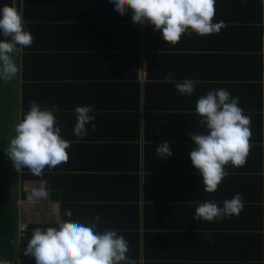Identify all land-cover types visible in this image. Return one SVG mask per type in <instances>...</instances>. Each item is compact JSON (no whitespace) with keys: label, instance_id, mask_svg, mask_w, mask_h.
<instances>
[{"label":"trees","instance_id":"trees-1","mask_svg":"<svg viewBox=\"0 0 264 264\" xmlns=\"http://www.w3.org/2000/svg\"><path fill=\"white\" fill-rule=\"evenodd\" d=\"M99 2V16L113 9V20L117 23L96 32L100 41L114 46L111 54L98 55L104 61L99 68V82L95 77V83L79 82L83 86H77L79 83H67L63 76L53 73L50 79L42 80L35 75L41 67L33 62L44 57L25 54L22 119L33 101L41 109H51L53 100L59 99L58 108L61 106L63 110L62 106L68 105L73 110L75 104L81 103L73 89L99 94L87 98L88 101L82 99L95 109L113 112L95 116V137L112 143L98 146L106 156L92 167L97 171L90 176L95 187L86 193L93 203L110 204L90 205L83 212L99 209L98 227L114 229L123 235L129 243L128 256L136 264H264L263 0H216L215 9L229 10V26L220 30L226 37L224 40L232 42L228 47L221 40L210 44L211 36L219 37L220 32L203 37L185 34L173 46L163 42L154 25L134 24L131 9L120 16L110 0ZM107 60L112 64L106 65ZM187 60L194 62L188 71L184 69ZM144 61L148 65L145 84L140 78ZM169 71L174 73L171 81L165 79ZM108 73L112 75L106 79ZM186 78L198 81L191 96H182L175 89V83ZM219 88L238 97V106L250 118L251 149L245 165L226 166L229 175L215 192L207 193L202 177L192 166L190 152L196 145L190 134L205 131L198 124L200 117L194 115L197 100ZM51 89L64 91L49 98L43 91ZM55 115L56 121L67 125L73 133L76 116ZM99 120L104 121L99 124ZM2 123L0 130L6 126ZM164 142L169 143L172 155L160 159L155 148ZM74 148L71 145L66 150L67 163L51 172L46 168L42 177L32 175L26 168L21 170L23 181L44 180L50 188L60 191L61 220L66 219L65 210L74 212L71 209L74 204L68 203L77 196L74 183L82 178L84 185L90 182L87 175H79L88 167L77 165ZM2 194L0 256L10 264L16 263L18 256L20 264H35L34 258L23 255L33 229L57 224H29L18 241V208ZM236 194L244 202L238 216L214 222L194 220L197 202L211 200L223 207V201Z\"/></svg>","mask_w":264,"mask_h":264},{"label":"clouds","instance_id":"clouds-1","mask_svg":"<svg viewBox=\"0 0 264 264\" xmlns=\"http://www.w3.org/2000/svg\"><path fill=\"white\" fill-rule=\"evenodd\" d=\"M114 10L124 16L128 9L133 12L134 24L147 22L154 25V31L161 33L163 42L175 45L183 35L193 33L203 37L218 34L224 28L223 20L215 21L216 0H110ZM26 21L15 6L5 4L0 7V80L12 81L20 68L12 53L20 48H28L33 43L30 31L26 30ZM174 73L169 71L165 79L171 81ZM196 80L184 79L175 83L176 91L182 96H191L195 91ZM239 105V98L219 88L199 97L194 115L200 117L198 124L205 131L193 132L190 139L196 145L190 152L192 166L202 177L203 190L215 192L223 179L229 175L226 166L239 168L245 165L251 149V120L244 115ZM60 109L53 105L51 109H41L33 101L29 110L15 126V135L10 138L4 153L12 168L17 172L28 169L37 177L44 175L69 160L66 151L70 141L61 136V127L56 123V112ZM76 123L73 133L77 138L96 131L95 115L91 105L76 106L73 109ZM160 159L172 155L168 142L155 148ZM46 181L41 180L38 187L27 194V201L47 199ZM244 207L240 194L223 201L220 207L215 201L197 202L194 220L214 222L238 216ZM66 219L57 222L56 227L35 228L26 247L25 257L35 259V264H136L128 256L129 243L117 230L99 228V215L87 224L72 219L71 210H65ZM199 231V230H198ZM212 243V239L209 238ZM0 264H10L7 259H0Z\"/></svg>","mask_w":264,"mask_h":264},{"label":"crops","instance_id":"crops-1","mask_svg":"<svg viewBox=\"0 0 264 264\" xmlns=\"http://www.w3.org/2000/svg\"><path fill=\"white\" fill-rule=\"evenodd\" d=\"M93 1L97 2L90 4L88 2ZM5 4L9 6H15L17 10L22 14L26 23V30L30 31L33 37V43L28 48H20L17 46V50L12 53V57L20 68V72L9 83H4L3 80H0V121H5V128L0 130V137L2 136L1 132L6 130L11 131V114L14 113V123L15 125L22 119L23 114V70L24 63L23 58L25 54L30 56L42 55L44 58L35 59L33 62L36 66H40V72L35 75L39 78L50 79L49 75H61L66 80L67 83L75 84L79 82H89L91 84L95 83L93 79L96 77L97 81L98 76H100L99 68L102 62L98 55H108L112 53L113 45L110 42L100 41L99 34L97 35V30H105V26H114L116 21L113 20V9L110 13L108 11L107 15L99 16L100 2L99 0H0V7H3ZM215 17H218L217 20H223L226 26L228 25V16L229 10L215 9ZM214 21V22H215ZM225 26V27H226ZM263 33H264V0H263ZM220 32V36L216 37L211 36L212 42L210 44H218V40L224 42L225 35ZM109 35V34H108ZM1 37V36H0ZM232 42L226 40L223 44L224 46H232ZM224 51V50H223ZM146 53V48L143 45V55ZM263 58H264V43H263ZM106 65H111L109 60L106 61ZM194 62L187 60L185 68L187 71L191 69V65ZM65 64V65H64ZM264 64V60H263ZM148 65L147 61H144V64L140 71L141 82L145 84V81L148 76ZM196 71V70H195ZM195 71L192 72V75L195 74ZM109 75L106 74V79H109ZM109 82V81H107ZM263 84H264V66H263ZM77 86H83V84H75ZM64 90H45L43 93L51 98L53 95H57ZM76 91L75 94L81 103H77L74 106H83L89 105L83 102V99L88 101L87 98L92 96H98L99 94L92 90H83V89H73ZM69 96V94H65ZM58 97V96H57ZM83 98V99H82ZM145 102L143 101V104ZM52 105L57 107L60 104L59 99L53 100ZM60 111L56 112L62 114H73V110L70 106L66 105ZM93 108V107H92ZM113 113L110 111H101V109L93 108V114H106ZM71 117H73L71 115ZM104 120H99L98 123L101 124ZM73 122L75 124V119L73 117ZM57 125L61 127V136L63 139H66L74 145V160L77 161V165L87 166L91 168L88 173H86L88 168L80 171L79 175H87L90 179V176L96 175L97 171H94L92 167L95 163L101 158L105 157L103 151H100L98 146H107L111 140H103L96 138L97 131H91V125H88V134L83 138H77L74 133L68 130V126H63L60 121H56ZM95 123V121H94ZM14 125V126H15ZM97 128V126H96ZM15 135V134H14ZM70 135H73L75 138L71 140ZM6 137L4 138V140ZM82 147V148H80ZM99 149V150H97ZM101 156V157H100ZM99 157V158H98ZM85 172V173H84ZM17 189L19 191V197L16 200V206L18 208V228L19 236L18 241L21 237H24V232L27 229L29 224H57L61 220V194L58 189L50 188L47 183L46 187L48 190L47 199L36 201L35 203H30L27 201V194L29 191L38 187L40 181H23L21 178V171L17 174ZM92 180L88 184L84 185L83 178L82 180L76 181L74 183V190H77V196L74 197L72 202L74 205L71 209L72 219L80 220V222L87 224L95 216H97V210L92 212H83L90 205L95 204H110V203H93L90 201V194H87V190L94 188ZM83 194L80 198L79 196ZM79 198L78 202L76 201ZM81 211V212H80ZM108 220V216L106 217ZM111 220V219H110ZM20 223V224H19ZM3 258V257H2ZM4 259V258H3ZM21 259L18 256L16 264H20Z\"/></svg>","mask_w":264,"mask_h":264},{"label":"rangeland","instance_id":"rangeland-1","mask_svg":"<svg viewBox=\"0 0 264 264\" xmlns=\"http://www.w3.org/2000/svg\"><path fill=\"white\" fill-rule=\"evenodd\" d=\"M12 122H11V131L6 130L5 132H1L2 136L0 137V194L4 199L12 202L16 205V200L19 197V191L17 189V174L18 172L12 168L11 161H9L4 153V148L7 147V143L10 138L14 136V113L11 114ZM5 126V122L2 123ZM2 130V129H1ZM6 139L4 140V138ZM18 210V209H17ZM20 224V223H19ZM0 259H3L0 256ZM16 264V263H14Z\"/></svg>","mask_w":264,"mask_h":264}]
</instances>
